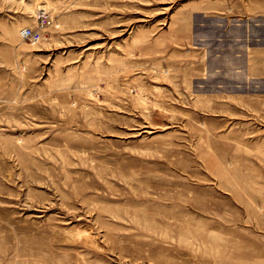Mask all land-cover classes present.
Returning a JSON list of instances; mask_svg holds the SVG:
<instances>
[{
	"label": "rangeland",
	"instance_id": "rangeland-1",
	"mask_svg": "<svg viewBox=\"0 0 264 264\" xmlns=\"http://www.w3.org/2000/svg\"><path fill=\"white\" fill-rule=\"evenodd\" d=\"M0 264H264V0H0Z\"/></svg>",
	"mask_w": 264,
	"mask_h": 264
},
{
	"label": "built area",
	"instance_id": "built-area-1",
	"mask_svg": "<svg viewBox=\"0 0 264 264\" xmlns=\"http://www.w3.org/2000/svg\"><path fill=\"white\" fill-rule=\"evenodd\" d=\"M36 26L38 29L42 30L44 28H49L52 26V21L49 16L44 11H39L35 17ZM19 36L28 41L31 45H36L41 40V35L36 34L30 28H23L20 31Z\"/></svg>",
	"mask_w": 264,
	"mask_h": 264
},
{
	"label": "bare ground",
	"instance_id": "bare-ground-1",
	"mask_svg": "<svg viewBox=\"0 0 264 264\" xmlns=\"http://www.w3.org/2000/svg\"><path fill=\"white\" fill-rule=\"evenodd\" d=\"M44 8H41L40 10H43Z\"/></svg>",
	"mask_w": 264,
	"mask_h": 264
}]
</instances>
